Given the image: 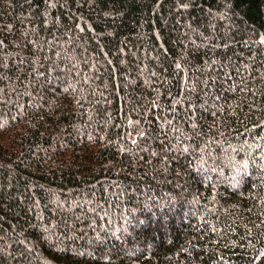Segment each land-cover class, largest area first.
<instances>
[{"label":"trees","instance_id":"trees-1","mask_svg":"<svg viewBox=\"0 0 264 264\" xmlns=\"http://www.w3.org/2000/svg\"><path fill=\"white\" fill-rule=\"evenodd\" d=\"M0 264H264V0H0Z\"/></svg>","mask_w":264,"mask_h":264}]
</instances>
